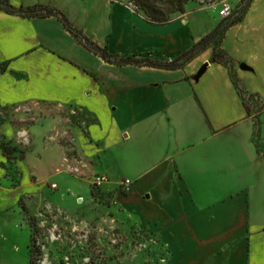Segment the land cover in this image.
<instances>
[{"label":"crops","instance_id":"0c3cea01","mask_svg":"<svg viewBox=\"0 0 264 264\" xmlns=\"http://www.w3.org/2000/svg\"><path fill=\"white\" fill-rule=\"evenodd\" d=\"M241 1L230 0L231 15ZM8 2L60 11L112 57L159 62L176 59L231 16L222 17L219 5L189 4L158 25L125 0ZM220 49L228 65L213 58L212 48L172 69L117 64L87 49L55 15L0 9V64L6 65L0 108L76 112L77 156L88 161L89 173L107 175V186L132 180L123 204L159 236L168 250L165 264H264V156L252 107L229 70L243 94L263 107L257 118L264 144V0L250 1ZM21 117L0 119V187L7 189L20 182L4 166L1 143L38 128L20 131ZM10 235L0 232V251H19ZM26 255L29 264L28 244Z\"/></svg>","mask_w":264,"mask_h":264},{"label":"rangeland","instance_id":"374dc122","mask_svg":"<svg viewBox=\"0 0 264 264\" xmlns=\"http://www.w3.org/2000/svg\"><path fill=\"white\" fill-rule=\"evenodd\" d=\"M189 4L205 7L200 0ZM243 96L256 119L263 107ZM15 113L23 115L15 120L20 131L38 128L17 133L15 143L5 141L14 159L4 166L20 183L15 190L0 187V232L11 234L10 245L19 251H0V264H28L27 244L36 264H165L168 250L159 236L123 204L133 187L93 185L105 174L89 173L88 161L77 156L71 130L77 113L0 108V119Z\"/></svg>","mask_w":264,"mask_h":264},{"label":"trees","instance_id":"16d2710c","mask_svg":"<svg viewBox=\"0 0 264 264\" xmlns=\"http://www.w3.org/2000/svg\"><path fill=\"white\" fill-rule=\"evenodd\" d=\"M191 0H127L129 4L133 6V9L137 12L142 13L146 19L154 24L164 25L169 23L177 14L186 12L187 6ZM251 0H242L237 6L238 11L233 16L222 20L211 32L206 34L198 42H196L190 49L183 52L180 56L170 62H159L151 59H138L133 55H126L123 57H112L105 47H101L91 41L83 32L71 25L67 17L60 11L45 7V6H33V7H15L11 5L8 0H0V9L11 13L20 14L23 16H38L45 17L49 15L57 16L64 26L90 51L100 55L102 58L109 62L117 64H136V65H148L160 68H177L183 66L195 56L208 48L213 49V58L219 62L228 65L229 60L225 53L220 49L222 39L225 35L226 30L238 22L244 15ZM6 68L5 64H0V72ZM231 78L235 86L239 89L241 95L243 90L240 87L239 81L232 67L229 66ZM250 111V109L248 108ZM254 139L259 152L264 156V144L260 138V122L258 118L254 120ZM5 142L1 143V147L7 159L13 160L14 149L7 147ZM29 264H36V259L32 258L29 251Z\"/></svg>","mask_w":264,"mask_h":264},{"label":"built area","instance_id":"2783aa9c","mask_svg":"<svg viewBox=\"0 0 264 264\" xmlns=\"http://www.w3.org/2000/svg\"><path fill=\"white\" fill-rule=\"evenodd\" d=\"M205 7H211L219 5V14L222 17H227L233 13V7L230 3V0H200ZM108 178L105 175H99L95 177L93 185L99 186L102 183L106 182ZM132 180L126 178L122 181V185L129 189L132 186Z\"/></svg>","mask_w":264,"mask_h":264}]
</instances>
